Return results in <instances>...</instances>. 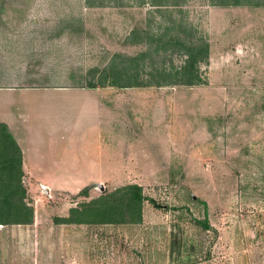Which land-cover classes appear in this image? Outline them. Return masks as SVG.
Here are the masks:
<instances>
[{
    "label": "rangeland",
    "instance_id": "rangeland-1",
    "mask_svg": "<svg viewBox=\"0 0 264 264\" xmlns=\"http://www.w3.org/2000/svg\"><path fill=\"white\" fill-rule=\"evenodd\" d=\"M85 2L96 14L69 68L28 66L19 77L27 88L64 77L113 85L104 90L119 110L105 116L100 156L84 134L92 110L67 133L54 105L69 103H28L18 127L32 144L33 184L51 188L26 182L33 220L0 230V264H264V0ZM8 108L0 97V120ZM130 184L150 200L140 223L55 222Z\"/></svg>",
    "mask_w": 264,
    "mask_h": 264
},
{
    "label": "crops",
    "instance_id": "crops-1",
    "mask_svg": "<svg viewBox=\"0 0 264 264\" xmlns=\"http://www.w3.org/2000/svg\"><path fill=\"white\" fill-rule=\"evenodd\" d=\"M6 1L8 0H0V23H2L3 28H5L0 33V97L5 100L7 106L9 105V117L8 114L5 115V118L0 120V123L7 126L8 133L19 149L22 171L20 184L25 190L24 201L27 204L26 198L29 190L26 182L34 183L33 165L30 161L32 144L29 141H24L23 137L26 133L24 131L21 132V128L19 129L18 126L19 123L22 122L23 125V122L29 120L30 113L28 110H25L28 103L32 101L43 103L48 99L53 103H58L55 98L52 100L50 99L53 95L57 96L60 104L69 103L70 106L68 105L67 108L62 104L58 106L53 104L54 107H56L55 109L53 108L54 111L57 112L56 116L59 115L60 117H64V119L67 120V124L70 122L73 125L70 126L66 124L64 132L66 131L67 133H75V129L78 125V123L73 124L71 122L72 118L78 122L85 114V119H89L92 110L95 113V119L90 117L92 121L88 123L87 126L84 125V134L90 133L94 136L92 145L95 146L96 152L101 156L106 142V139L103 138L102 131L103 126L106 125L107 127L108 121H106L105 116L113 112V114H116V110H119V105L118 108L115 109V105L119 104V96H109L107 91L104 90V88L112 87L113 85H90L81 82L78 84L80 87H75L77 83L65 77L56 78L54 81L48 78L46 81L51 84L41 86L42 88L40 86L36 88L24 87L19 76L20 72L29 69L28 66L34 67L36 65L42 68L46 67L48 70L69 68V64L74 61L72 57H74V51H76V35H81L82 37L83 34L88 33L87 31L82 32V26L89 21L92 11H95L94 14H96V9H93L85 0H28L33 3L36 1V4L34 3L32 5L23 4L22 0H18L19 4L11 6H8ZM87 9H89L90 12ZM85 11L89 15L86 20L80 18ZM77 13L79 17L77 22H69L63 18V16L71 18V15L74 16V14ZM84 16L87 15L84 14ZM29 22L36 24L34 30L28 29ZM45 23H51L52 26L53 24H57L59 28L57 29L56 25H54L56 29H52L50 26L48 29H45V27L41 25L38 26V24ZM9 24L11 25L10 30L7 29ZM24 53H30L31 57L28 56L27 59L23 58L22 55ZM13 57L15 60H13ZM15 65L16 67L14 68ZM2 71H16L15 80L13 78L12 81H9V79H11L9 77L10 75L8 73H1ZM45 86H47V88H44ZM2 94L4 96H2ZM88 108L90 109L89 111ZM64 109L68 110V112L66 113ZM36 112L39 113L41 111L36 109ZM65 113L67 115H65ZM41 117L42 115L36 114L37 122ZM13 121L15 122L12 125L11 122ZM113 123H110L111 127ZM27 125H29V122ZM111 129L112 135H118L117 131H113L114 128ZM93 165L99 167V170L102 168L101 162L97 161V163ZM1 166L0 183L6 184L8 181L13 180L6 174V168L9 164L7 162L6 166V161L0 159V168ZM7 170L9 171L10 169L8 168ZM91 182L99 183L102 182V180L93 178ZM37 184L36 186L33 184V188L39 185L46 186L49 189L51 188V186L47 184ZM5 197L7 196L3 186V189H0V211L2 208H6L3 205ZM7 226L9 225H0V230H4ZM11 226L19 227L21 225Z\"/></svg>",
    "mask_w": 264,
    "mask_h": 264
},
{
    "label": "trees",
    "instance_id": "trees-1",
    "mask_svg": "<svg viewBox=\"0 0 264 264\" xmlns=\"http://www.w3.org/2000/svg\"><path fill=\"white\" fill-rule=\"evenodd\" d=\"M132 86L120 85L119 87ZM0 159L6 161V166L8 162L6 174L13 179L6 184L0 183V189H3L4 186L7 196L3 201L6 208H2L0 211V225L31 223L33 211L24 201L25 190L20 184L22 176L20 152L8 133L7 126L3 123H0ZM0 170H2V166ZM81 194H86V190L82 191ZM145 200L149 199L143 195L141 186L130 184L116 189L102 199L88 202L82 208H72L67 218L56 219L55 222L66 225L138 224L142 219V206ZM200 223H203L206 229L208 228L206 222Z\"/></svg>",
    "mask_w": 264,
    "mask_h": 264
}]
</instances>
